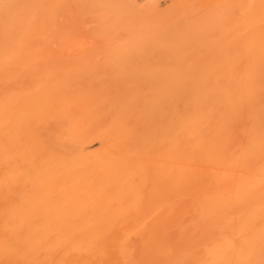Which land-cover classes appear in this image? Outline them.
I'll use <instances>...</instances> for the list:
<instances>
[{
  "label": "bare ground",
  "instance_id": "obj_1",
  "mask_svg": "<svg viewBox=\"0 0 264 264\" xmlns=\"http://www.w3.org/2000/svg\"><path fill=\"white\" fill-rule=\"evenodd\" d=\"M37 1L44 9L48 1L58 5L68 0H0V264H264V26L234 35L233 41L239 40L234 48H227L231 39L220 35L224 47L219 48V40L218 46L210 45L217 52H206L202 43L208 35L198 36L200 43L191 32H166L176 27L165 21L146 19L134 26L128 21L122 33L136 39L127 42L130 50L141 39H155L158 45L168 38L187 39L169 41V52L161 43L156 52L162 58L156 46L149 49L156 44L151 39L152 45L144 48L150 55L140 46L135 49H141L140 58L126 48L128 37L119 34L125 39H117L121 42L115 50L126 44L123 49L129 51L122 53L128 57L121 52L111 57L107 53L114 49L107 47V60L118 62L115 69L121 65L124 76L130 80L133 73L136 80L107 81L103 70L112 62L104 64L92 55L91 62L104 66L99 64L95 73L98 64L86 57L95 73L91 70L89 76L95 79L100 72L110 82L101 77L91 82L85 80L88 71L82 73L86 61L78 63L85 49L75 59L72 52L64 54L67 59L61 56V67L69 61L65 70L60 62L57 68L41 64L44 56L52 60L53 52L48 55L44 44L47 32L37 36L32 21L35 15V23L41 18L39 11L51 16L48 6L43 12ZM120 3L106 4L105 13L110 18L116 14L113 23L127 10ZM130 8L128 12L135 11ZM146 13L153 15L152 10ZM98 22V30H105ZM66 24L70 35L75 29ZM35 43L49 51L44 55L40 49L41 59ZM56 56L55 62L62 61ZM68 65L79 69H71L72 75L86 76L64 79ZM128 69L133 72L125 73ZM95 142L98 146L90 149ZM146 207V213L153 208L145 216Z\"/></svg>",
  "mask_w": 264,
  "mask_h": 264
},
{
  "label": "rangeland",
  "instance_id": "obj_2",
  "mask_svg": "<svg viewBox=\"0 0 264 264\" xmlns=\"http://www.w3.org/2000/svg\"><path fill=\"white\" fill-rule=\"evenodd\" d=\"M41 1H43V0H41ZM41 1H40V4H42L41 3ZM67 1V0H66ZM66 1H64V2H66ZM74 1H76V2H74ZM123 2L124 4H126V6L123 4V3H120V4H122V6L124 5L126 8H127V10H129V9H132V8H130V7H135V11H131V13H134L135 12V14H131L130 12H128L125 8V11L123 10L122 11V15L123 16H121L120 17V15L121 14H119V16H117L116 18H118L119 17V19L121 20V19H123V17L125 16V15H127L128 17L129 16H131V17H129V19L127 18V17H124V19L122 20V21H124V22H121L119 19H117L118 21L117 22H114L113 23V21H111L112 19L111 18H114L115 17V13H113L112 12V17L110 18V16L111 15H109V14H107V13H105L107 10V8H106V4H115V3H117V4H119V2ZM126 0H95V2H94V0H68L66 3H61V4H58V5H56V3H54V2H52L51 4H50V1H48V2H46V4H45V2H44V4L46 5V6H48L47 7V9L49 8L50 10V12H47V11H45V8H46V6L44 7V9L43 8H41L42 6H44L43 4L42 5H40L39 6V1H37V6L39 7V8H41L42 10H43V12L45 11V12H47V13H49V15L51 16V17H47V14H46V18H48L47 20H46V18H45V14L43 13V14H41V12L39 11V9H37L36 11H39V14L37 13V16H38V18L41 16V18H43V15H44V18L43 19H38V20H36V21H38V22H36V23H39V24H36L35 23V18H36V13H34V15H35V17H34V20L32 21V22H34L33 24H35V25H33V27H35V29L36 28H38L39 29V25L41 24V22L39 21V20H42V21H44L43 22V24L44 23H46V24H42L43 25V27H45L44 29L41 27L42 25H40V27L42 28H40L39 29V31H38V29H36V31H32L33 33H35L37 36L39 35H43V34H45L46 32V34L48 35V36H44V38H47V40H45L46 41V43H44V44H46V46L48 47V49H49V51H50V54H48V55H52L51 54V51L53 52V56H50V57H52V60H49V59H47V60H45V57L46 56H44L43 57V52H44V55H47V54H45V51H46V49H47V47L43 44L42 46H44V47H42V46H38V44H37V46L39 47V49H37V47H36V43H35V47H36V49H35V52H36V54H38V55H40V56H38L42 61H43V63H42V61H41V64H46L47 66L49 65V64H53L54 65V63H55V67L57 68V64H59V62H60V68L62 69V67H63V70H65V66H66V63L67 62H69V61H67L66 63H63V64H65V65H63L62 67H61V62H64L62 59H67L66 57H65V55H68L69 56V54H71V52H72V54L74 53V55H71V57L73 56V58H74V56H76V58H77V56H78V54H80L79 52V50L80 49H82V51H83V49H85V51H83V53L84 52H86V53H84L86 56H83V54H81L82 56H83V61H82V56H78V57H80V59L79 60H81V61H76V63L78 62V63H83V62H85V67L89 64L88 63V60H89V62L90 63H92L91 62V59H92V55H94V57H96V56H99L100 58H102L103 60H105V62L103 61V63L104 64H106V62L108 61L109 62V60L111 59H109V60H107V58H108V55H110L111 56V54H112V56H117V54L116 53H118V55H120V53L119 52H121V55H123L124 57L125 56H127L126 54L127 53H122V49L123 48H125V45H123L124 47L123 48H121L120 49V51L118 52V48H117V50H115V47H118L119 45H118V43L119 42H121V41H119V42H117L118 40H119V38H122L123 40L126 38V37H128V35L125 33V32H127V31H125L124 32V34L122 33L123 32V25L122 24H124V23H127L128 25H130L131 23H132V25L134 26L135 24H133V23H138V21H141V20H146V19H151V20H157V21H165V22H167L168 23V25L169 26H175L176 28L175 29H173V30H170V31H166V32H175V33H177V34H181V33H186V32H191V33H193L195 36L194 37H200L201 39L203 38V37H205V36H209V37H205V40H204V43H202L203 41L199 38H194V39H196V42H198L197 40H199V41H201L200 43H202V44H204V45H206L205 47H206V52H209V51H214V49H215V51H216V46H218L219 44V40H220V42H223V43H220V45H219V48L221 47V46H223L224 47V40H230L231 39V44H232V47L230 46L229 47V45H228V43L226 44L228 47L227 48H234L235 46H236V42H237V44L239 43V40H236V41H233L235 38H232V37H234V35H241V34H247V33H252V32H254V31H256V30H258V28H260V27H262V26H264V1H262V2H259V3H257V0H128V1H126ZM131 2V4H129L130 2ZM69 2V3H68ZM74 2V3H73ZM77 2H79L78 4H77ZM129 2V3H128ZM132 2H133V4H132ZM72 3V4H71ZM90 4H92V5H89ZM50 5V6H49ZM54 5V6H53ZM76 5H77V7H76ZM79 5H81V7L79 6ZM84 5V6H83ZM105 5V6H104ZM127 5H128V7H127ZM130 5H132V6H130ZM134 5V6H133ZM59 6V7H58ZM61 6L63 7V8H61ZM72 6V7H71ZM122 6H120L121 8H120V10H122ZM56 7V8H55ZM69 7V8H68ZM76 7V9L74 10L73 8H75ZM118 7L119 6H117V10H118ZM37 8V7H36ZM59 8H61V10L58 9ZM66 8V9H65ZM79 8V9H78ZM90 8V9H89ZM40 9V10H41ZM64 9V10H63ZM84 9V10H83ZM70 10V11H69ZM83 10V11H82ZM114 10V9H113ZM151 10H152V12H153V15H151V16H149L148 14L149 13H146V12H151ZM61 11V12H60ZM66 11H69L70 13H68V12H66ZM74 11V12H73ZM85 11V12H84ZM53 12V13H52ZM64 12V13H63ZM79 12V13H78ZM123 12H125V13H123ZM128 12V13H127ZM63 15H62V14ZM76 13V14H75ZM78 13V14H77ZM86 13V14H85ZM87 13H90V15L88 16V14ZM118 13V12H117ZM72 14H74V17H72L71 15ZM86 16H85V15ZM111 14V13H110ZM113 14H114V17H113ZM57 15V16H56ZM66 15H70V16H66ZM77 15H79L78 17H77ZM94 17H93V16ZM109 15V16H108ZM146 15H148V16H146ZM59 16H61L60 18H59ZM91 16V18H89ZM62 17H63V19H62ZM64 17H67V18H65V20H66V22H68V26L66 27V28H68L69 26L74 30L70 35H69V32H71L72 30H68L67 31V29L65 30L64 28H65V24H66V22H64L65 20H64ZM69 17V18H68ZM86 17V18H85ZM98 18V20L97 21H99L98 22V24L102 27L100 30H102L103 28L105 29V30H107V32H105V30H102V31H99L98 29H99V27H96L97 26V21H96V23H95V20ZM133 17V18H132ZM33 18V17H32ZM51 18V19H50ZM71 18H73L72 20H71ZM57 19H59V20H57ZM61 19V20H60ZM84 19V20H83ZM87 19V20H86ZM94 19V20H93ZM64 20V21H63ZM69 20V21H68ZM75 20H76V22H75ZM81 22H83V23H81ZM83 20V21H82ZM90 20V21H89ZM93 20V21H92ZM71 21H73V23L71 22ZM79 21V22H78ZM114 21H116L115 19H114ZM128 21H130V24H129V22ZM31 22V23H32ZM56 22V23H55ZM63 22V23H62ZM91 22V23H90ZM113 24H112V23ZM120 22V23H119ZM20 23H22V25L24 24L22 21L20 22ZM30 23V24H31ZM49 23V24H48ZM81 23V24H80ZM87 23V24H86ZM92 23H94V24H92ZM60 26H59V25ZM61 24H63V25H61ZM85 25V26H83V25ZM89 24H90V26H89ZM122 26V28H120L121 26ZM21 25V24H20ZM19 25V26H20ZM37 25V26H36ZM48 25V26H47ZM49 25H51V26H49ZM67 25V24H66ZM96 25V26H95ZM126 25V24H125ZM131 25V26H132ZM31 26V25H30ZM59 26V27H58ZM80 26V27H79ZM93 26H95V27H93ZM48 27V28H47ZM58 27V28H57ZM70 27L68 28V29H70ZM75 27V28H74ZM91 27V28H90ZM30 28H32V27H30ZM63 28V29H62ZM96 28V29H95ZM117 28H118V30H117ZM21 29V28H20ZM33 29V28H32ZM54 29H55V31H54ZM78 29V30H77ZM84 29H86V30H84ZM89 29H90V31H89ZM113 29V30H112ZM23 30V29H22ZM34 30V29H33ZM41 30H43L42 32H41ZM46 30V31H45ZM65 30V31H64ZM82 30H84L85 31V34H83L82 36L80 35V32L82 31ZM88 30V31H87ZM92 30V31H91ZM96 31V33L94 32V31ZM114 30H115V32L117 33H112L111 31H113L114 32ZM117 30V31H116ZM54 31V32H53ZM80 31V32H79ZM84 31H83V33H84ZM119 31V32H118ZM89 32H91L90 33V36H88L89 35ZM98 32V33H97ZM101 32V33H100ZM211 32V33H210ZM218 32H220V33H218ZM225 32V33H224ZM53 33V34H52ZM68 33V34H67ZM76 33H78V37L76 36ZM191 33H190V35H191ZM207 33V34H206ZM228 33V34H227ZM34 34V35H35ZM60 34V35H59ZM82 34V33H81ZM94 34V35H93ZM96 34H98V38L96 39V37L95 36H97ZM104 34V35H103ZM107 34V35H106ZM119 34H122V35H124L123 37H125V38H123V37H120V36H122V35H119ZM192 34V35H193ZM210 34L212 35V36H214V38H212V36H210ZM35 35V38L37 37ZM55 35V36H54ZM70 37H69V36ZM100 35H102L103 37H101ZM106 35V36H105ZM109 35V36H108ZM110 35H112V36H110ZM117 36V38L115 37V36ZM191 35V36H192ZM203 36V37H201V36ZM217 35V37H218V40L216 39L217 37H215ZM222 36V38L225 36V35H227V37L225 36L224 37V40H222V38L220 39L219 37H221ZM58 36V37H57ZM81 36V38H79ZM85 36V37H84ZM105 36V37H104ZM114 36V37H113ZM190 36V37H191ZM228 36H230L231 38H229V39H227L228 38ZM41 37V36H40ZM54 37V38H53ZM56 37H57V39H56ZM82 37H83V40L81 41V39H82ZM101 37V38H100ZM109 37V38H108ZM130 37V36H129ZM129 37L128 38H126L124 41H125V43H127L128 41H129V44H132V43H130L131 41L130 40H134L133 42H135V40L136 39H131V37H130V39H129ZM43 38V37H42ZM43 38V39H44ZM50 38V39H49ZM69 38V39H68ZM70 38H72V40L70 39ZM78 38V39H77ZM91 38V39H90ZM108 38V39H107ZM110 38H112V39H110ZM114 38V39H113ZM180 38V39H179ZM182 37H178V38H173L172 40H170L171 38H168V39H166L167 41H163V42H161V41H159V45L156 43L157 41L155 40V39H152V42H153V44H155V45H152V43H150L151 42V39H148V41H147V39H145V41H142V39L140 40L141 41V43H139L138 45H136L137 47L138 46H140V47H142V49L144 50V48L145 49H148L151 45L153 46V48H152V46L149 48V49H153L154 50V46H156L155 47V52H156V50H158V49H156L157 47H161V43H164V45H162V46H164L165 47V44H166V46H167V48L169 49H171V41H172V43L174 42V44H175V41L176 42H179V41H177V40H180V42H181V40L182 41H185L186 39L184 38H182ZM193 38V37H192ZM191 38V39H192ZM237 39L239 38V37H236ZM40 39V41H43V39L41 40V38H39ZM49 39V40H48ZM79 39H80V41H79ZM96 40V42H95V40ZM102 39V40H101ZM118 39V40H117ZM129 39V40H128ZM175 39V41H173ZM208 39V40H207ZM211 39V40H210ZM213 39H215V40H213ZM37 40V41H36ZM36 42L37 43H39V41H38V39L36 38ZM69 40V41H68ZM89 40V41H88ZM90 40H92V42L90 41ZM114 42H113V41ZM144 40V39H143ZM153 40H155L156 42H154ZM207 40V41H206ZM66 41V42H65ZM76 41H78V42H76ZM85 41V42H84ZM100 43H99V42ZM139 41V40H138ZM138 41H136V43H138ZM139 41V42H140ZM170 41V42H169ZM193 41H195V40H193ZM192 41V42H193ZM210 41V42H209ZM213 41V42H212ZM44 42V41H43ZM48 42V43H47ZM64 42H65V44H64ZM80 42V43H79ZM123 42V41H122ZM148 42V43H147ZM196 42H194V44H196ZM209 44V45H207V43ZM216 42H218V43H216ZM55 45H54V44ZM96 43V44H95ZM99 45H98V44ZM104 43V44H103ZM106 43V44H105ZM113 43V44H112ZM117 43V44H116ZM124 43V42H123ZM199 43V44H200ZM206 43V44H205ZM230 43V42H229ZM79 44H81V46L79 45ZM86 44H88V45H86ZM134 44V43H133ZM147 44H148V46H147ZM149 44H150V46H149ZM173 44V45H174ZM194 44H192V46H194L195 47V45ZM198 44V43H197ZM201 44V45H202ZM230 44V45H231ZM39 45H41V44H39ZM49 45V46H48ZM51 45H53L52 47H51ZM83 45V46H82ZM88 46V47H86V46ZM90 45V46H89ZM92 45H95V46H92ZM103 45V46H102ZM106 45H108V46H106ZM170 45V46H169ZM172 45V46H173ZM200 45V46H201ZM213 45H216L215 46V48L214 47H212L211 48V46ZM233 45H234V47H233ZM65 46H67L66 47V49L64 50V48H65ZM77 46V47H76ZM106 46V47H105ZM169 46V47H168ZM210 46V47H209ZM41 47V48H40ZM84 47V48H83ZM91 47L93 48L92 49V51H90L89 49H91ZM105 49H104V48ZM107 47L108 48H110L111 50H112V48L114 49V50H112V53L111 52H108L107 54H106V52L107 51H109L110 49H107ZM128 47H130V46H128V43H127V45H126V48H128ZM131 47H134L135 48V46L133 45H131ZM136 47V48H137ZM139 47V48H140ZM205 47H203L202 46V48H205ZM222 47V48H223ZM42 48H44V51L43 50H40V49H42ZM53 48V49H52ZM56 48V49H55ZM96 48H98L99 50H97ZM100 48H101V50H100ZM103 48V49H102ZM135 48V49H136ZM139 48H137V49H139ZM161 48H163V47H161ZM195 48H198V50H200L201 51V48L199 47V45H197ZM52 49V50H51ZM68 49V50H67ZM76 49V50H75ZM88 49V50H87ZM96 49V50H95ZM129 50H130V48H128ZM131 49H133V48H131ZM134 49V50H135ZM167 49V50H168ZM170 49L168 50V52L170 51ZM192 49V48H191ZM236 49V48H235ZM38 52H37V51ZM42 52V54H40V51ZM55 50H57V51H55ZM87 50V51H86ZM104 50V51H103ZM107 50V51H106ZM110 50V51H111ZM123 50H127V49H123ZM129 50H127V51H129ZM134 50H130V53L132 52V51H134ZM141 50V49H140ZM140 50L138 51V52H136V50L134 51L135 53H136V55H137V53H138V55L140 56V54H141V52H140ZM142 50V51H143ZM163 50H165V49H163ZM162 50V51H163ZM197 49H195V51H196ZM220 50V49H219ZM222 50V49H221ZM232 50V49H231ZM237 50V49H236ZM49 51H46V52H49ZM55 51V52H54ZM79 51V52H78ZM113 51H114V53H113ZM116 51V52H115ZM127 51H124V52H127ZM159 51V50H158ZM192 51H194V50H192ZM191 51V53H193ZM200 51H198V52H200ZM214 51V52H215ZM218 51V50H217ZM216 51V52H217ZM227 52H228V49L226 50ZM229 51H230V49H229ZM68 52V53H67ZM75 52H77V53H75ZM88 52V53H87ZM105 52V53H104ZM134 52H133V55H134ZM144 53L146 52H148V54H149V52L150 51H147V50H144L143 51ZM142 52V53H143ZM155 52H153V53H155ZM164 52V51H163ZM163 52H162V54H163ZM197 52V51H196ZM197 52V53H198ZM227 52H226V57H227ZM57 53H59L58 55H59V58H58V60L60 59V58H62V57H64V58H62V59H60V60H62V61H58V62H55V60H53V57H55L56 55H57ZM60 53H61V55H60ZM67 53V54H66ZM82 53V52H81ZM98 53H100V55L98 54ZM129 53V52H128ZM157 53V52H156ZM155 53V54H156ZM175 53V52H174ZM178 53V52H177ZM177 53H176V56H177ZM191 53H189L188 54V56H190L191 55ZM195 53V52H194ZM194 53H193V55L192 56H194L195 58H197L198 57V55H197V57H196V55H194ZM197 53H195V54H197ZM56 54V55H55ZM65 54V55H64ZM102 54V55H101ZM154 54V55H155ZM164 54H166V52L164 53ZM169 54V53H168ZM206 54V53H205ZM204 54V55H205ZM208 54V53H207ZM222 54H224L225 55V51L222 53ZM55 55V56H54ZM58 55L56 56V57H58ZM96 55V56H95ZM107 55V56H106ZM135 55V56H136ZM137 55V56H138ZM141 55H143V54H141ZM150 55V54H149ZM154 55H152V56H154ZM157 55H160V53L158 52L157 53ZM167 55V54H166ZM171 55V54H170ZM170 55H169V57H170ZM201 55H203V53L201 54ZM200 55V56H201ZM203 55V56H204ZM216 55V54H215ZM62 56V57H61ZM111 56V57H112ZM129 56H130V54H129ZM148 56V55H147ZM156 56V55H155ZM174 57V59L175 60H177L176 58L177 57ZM178 56H183L182 54H179ZM186 57V58H194V57ZM203 56H201V57H203ZM206 56L207 55H205V57L204 58H206ZM218 56V55H217ZM229 56V55H228ZM48 57V56H47ZM88 58V60H85V58ZM89 57H91V59H89ZM93 57V59H95ZM99 57H97V59L99 58ZM128 57V56H127ZM143 57H146V56H143ZM143 57H142V59H141V61H139V62H142V60H143ZM151 57V56H150ZM157 57V56H156ZM160 57L162 58V56L160 55ZM214 57V56H213ZM86 58V59H87ZM126 58V57H125ZM130 58H132V57H130ZM134 58V57H133ZM137 58V57H136ZM139 58V57H138ZM140 58H141V56H140ZM146 58H148V59H150L149 57H146ZM159 58V57H158ZM164 58V57H163ZM168 58V57H167ZM182 58V57H181ZM180 58V59H181ZM200 58V57H199ZM54 59H57V58H54ZM64 59V60H65ZM70 59V58H69ZM75 59V58H74ZM153 59H155V58H153ZM164 59H166V56H165V58ZM163 59V60H164ZM173 59V60H174ZM210 59H212V58H210ZM214 59H215V57H214ZM48 60H49V62L51 61V63H48L47 64V62H48ZM85 60V61H84ZM99 60V59H98ZM137 60H140V59H137ZM152 60V59H151ZM150 60V61H151ZM167 60V59H166ZM169 60H172V59H169ZM223 60V59H222ZM45 61H47L46 63H44ZM54 61V62H53ZM97 61V60H96ZM125 60H123V62H124ZM128 62H129V60H127ZM147 61V60H146ZM161 61V60H160ZM72 62V61H71ZM71 62H70V64H71ZM110 62H112L111 60H110ZM143 62H145V61H143ZM148 62V61H147ZM146 62V64H148ZM224 62V61H223ZM226 62V61H225ZM73 63H75V60H74V62ZM72 63V64H73ZM75 63V64H76ZM86 63H87V65H86ZM95 63V65H97L96 67H93V65L92 64H94ZM103 63H98V62H93L92 64H91V68L89 69V66H87L86 67V69L87 70H82L83 69V66H81L82 68H80L82 71V73H85L86 71H88V73H87V77H85V80H87L88 81V79H89V75H91L90 74V71L92 70V67L94 68V70L95 69H97V67L99 66V64H103ZM114 63H116V62H112V63H108L107 65H109V64H113V65H111L110 67L109 66H107L106 68L108 69V71L110 70V72H106L105 70H103V74L102 75H104V77L103 78H105L106 77V80L107 79H109L110 78V80H111V82H114V81H116L117 83H120V82H122L121 81V79L123 80L124 79V81H132L133 79L134 80H136V78H133V76H134V74L132 73V72H130V73H132V74H130L129 73V69H130V67H127V68H129L128 69V72H125V73H127V74H130V75H132V76H130V75H128V77L130 78H132V79H128V78H126L127 76H124V74H123V71H121L120 70V68H119V66H121V65H119L118 66V69L121 71V73H118L117 72V70L118 69H115L116 68V64L118 63H116L115 65H114ZM127 62H125L124 64L125 65H127L126 64ZM136 63V62H135ZM218 63V62H217ZM216 63V64H217ZM219 63H221V60L219 61ZM84 64V63H83ZM104 64H103V66H104ZM120 64H122V63H120ZM138 64V63H137ZM137 64H135L136 65V67H138L137 66ZM141 64V63H140ZM143 64V63H142ZM221 64H223V63H221ZM81 65V64H80ZM80 65H78V67L80 66ZM90 65V64H89ZM94 65V66H95ZM123 65V64H122ZM125 65H124V67H125ZM151 65V64H150ZM154 65V64H153ZM224 65V64H223ZM223 65H222V67H223ZM228 63L225 65V67H227L228 68ZM69 66V65H68ZM75 66V65H74ZM103 66H101V67H103ZM113 66H115L114 68H113ZM128 66H130V65H128ZM147 66H149V65H147ZM146 66V67H147ZM155 66V65H154ZM214 67L216 66H218V64L217 65H213ZM220 66V65H219ZM48 67H50L51 68V66L49 65ZM71 67H72V65H71ZM100 67V68H101ZM133 67H134V65H133ZM133 67H132V69H133ZM140 68L142 67V65H140L139 66ZM138 67V68H139ZM143 67H144V64H143ZM142 67V70H143V73H144V68ZM153 66H151V68H152ZM157 66H155L154 68H153V70L156 68ZM215 67V68H216ZM49 68V69H50ZM53 68V67H52ZM74 68H76V69H78L77 68V66H75ZM74 68L72 69V68H70V66H69V70H68V67L66 68V70H68L69 72L71 71V69L72 70H74ZM100 68H99V70H100ZM105 68V67H104ZM105 68V69H106ZM148 68V67H147ZM224 68V67H223ZM55 69V68H54ZM61 69H57V70H59L58 72H60V71H63V70H61ZM85 69V68H84ZM89 69V70H88ZM103 69V68H102ZM106 69V70H107ZM112 69H115V70H112ZM122 69H124L123 68V66H122ZM131 69V70H132ZM226 69V68H225ZM50 70H52V69H50ZM56 69H55V71H57ZM79 70V69H78ZM78 70L77 71H75V72H77V73H75V72H73V73H75V74H79L80 73V71L78 72ZM94 70H92V73H93V71ZM125 70V69H124ZM130 70V71H131ZM134 70V69H133ZM136 70H139V69H137L136 68ZM142 70L140 69V72H142ZM148 70V69H147ZM152 70V71H153ZM158 70V69H157ZM156 70V71H157ZM219 70H220V68H219ZM222 70V69H221ZM220 70V71H221ZM85 71V72H84ZM112 71V72H111ZM119 71V72H120ZM127 71V70H126ZM149 72H150V68H149V70H148ZM155 71V70H154ZM214 71H216V70H214ZM225 71V70H224ZM52 72V71H51ZM72 72V71H71ZM71 72L70 73H67V72H60V73H63V75H64V73H67V74H69V77L67 78V74H65L64 75V79L66 78V80H71V78H70V75H72L71 74ZM102 72V71H101ZM114 72H116V73H114ZM136 72V71H135ZM139 71H137V73H140ZM145 72H146V70H145ZM217 72V71H216ZM95 73H98V72H96V70H95ZM95 73H93V74H95ZM136 73V74H137ZM143 73H140V74H143ZM157 73V72H156ZM109 74V76H107ZM146 74V73H145ZM150 74H153V75H150ZM154 74H155V72L154 73H149L148 75H150L149 77H154ZM74 75V74H73ZM72 75V79H74L73 81H77V77H79V75H81L80 77H84V76H86V74L85 75H82V74H79V75H74L73 76ZM111 75H113V76H111ZM126 75V74H125ZM147 75V76H148ZM62 76V75H61ZM93 76V75H92ZM96 76V75H95ZM94 76V77H95ZM116 76V77H115ZM121 76V77H120ZM123 76V77H122ZM136 76V75H135ZM134 76V77H135ZM143 76V75H142ZM74 77V78H73ZM100 77H101V75H100V72H99V76H97V78L95 77V79H93L92 77H90V78H92L91 79V82H94V80H95V82L98 80V78L100 79ZM120 77V78H119ZM125 77V78H124ZM137 77V76H136ZM81 78V79H82ZM140 78H142V77H140ZM80 79V78H79ZM118 79V80H117ZM139 79V78H138ZM137 79V80H138ZM145 80H146V78H144ZM156 79V78H155ZM101 80L103 81V82H106V83H109V82H107L106 80H104V79H102V77H101ZM100 81V80H99ZM98 81V82H99ZM79 82V81H78ZM93 145V146H92ZM98 146V143H92L91 145H90V149H94V148H96ZM148 184H146V186H145V188H144V193H145V191L146 190H149V192L151 191L149 188V185L147 186ZM149 192H146L145 194H148ZM148 196H149V194H148ZM146 200H147V198H146ZM152 208L153 207H151V209H149V212H147V213H149V214H147L146 213V210L148 209V207H146L145 208V216L146 215H150V212H151V210H152Z\"/></svg>",
  "mask_w": 264,
  "mask_h": 264
}]
</instances>
